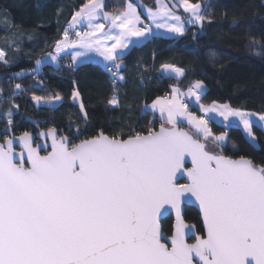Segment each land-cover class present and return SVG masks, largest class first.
<instances>
[{
    "label": "snow or ice",
    "instance_id": "1",
    "mask_svg": "<svg viewBox=\"0 0 264 264\" xmlns=\"http://www.w3.org/2000/svg\"><path fill=\"white\" fill-rule=\"evenodd\" d=\"M179 8L189 15L190 24L211 22L202 5L190 0H174L171 6L157 0L155 10L145 7L150 24L144 23L131 0L118 14L106 10L105 0H87L71 16L55 51L81 49L72 55L73 64L96 53L107 62L115 85L125 79L122 60L133 38L146 40L153 26L185 34ZM70 30L77 39H69ZM0 62L8 64L2 50ZM162 73L168 78L184 75L171 64L162 65ZM15 88L21 90V85ZM203 90L197 81L183 95L199 103ZM180 95V89L173 88L171 97H158L146 106L159 113V130L130 129L112 135L100 130L79 143L57 135L55 129L39 133L45 137L41 145H34L28 132L17 141L10 135L9 110L0 142V264H264V161L257 164L244 156L224 155L228 133L214 134L208 120L189 112ZM32 99L40 104L63 97ZM72 100L87 122L78 89ZM107 103L120 107L115 93ZM200 107L224 121L239 118L250 145L259 149L253 127L264 131V113L227 104ZM182 120L190 131L180 126ZM75 132L79 139L80 129ZM17 142L23 148L19 153L14 148ZM186 157L190 168L185 166ZM178 174L189 182L178 183ZM192 198L205 230L195 243L188 242L192 230L181 208ZM169 208L175 210L176 225L173 234L164 237L160 219Z\"/></svg>",
    "mask_w": 264,
    "mask_h": 264
},
{
    "label": "trees",
    "instance_id": "2",
    "mask_svg": "<svg viewBox=\"0 0 264 264\" xmlns=\"http://www.w3.org/2000/svg\"><path fill=\"white\" fill-rule=\"evenodd\" d=\"M86 2L0 0V50L8 61L7 65L0 62V142L8 127L9 110L13 113L11 137L55 129L58 135H68L73 143H79L100 130L109 135L127 134L130 129L142 133L150 127L159 130V116L145 106L169 96L173 88L184 93L197 81L204 85L200 97L204 104H228L242 111L264 113V0H190L204 6L211 22L206 19L202 26L188 27L178 38L153 37L133 47L123 59L125 79L116 85L108 72L92 63L73 66L67 57L58 66L44 62L55 53V44L63 39L71 16ZM141 2L154 8L157 0ZM125 3L112 0V11L118 13ZM179 13H183L181 9ZM49 25L55 27L53 34L43 29ZM164 64L181 68L184 75L168 78L161 73ZM77 89L88 113L87 122L72 100ZM114 93L120 99L116 109L107 103ZM56 94L63 97L58 107H37L32 99ZM209 126L214 134L228 133L224 155L234 159L244 156L257 164L264 161V131L259 127H253L259 143L255 149L240 126L226 128L214 121ZM77 128L82 133L79 139ZM184 219L203 235L201 217L195 209L185 208ZM172 228V217L162 222L165 235L171 236Z\"/></svg>",
    "mask_w": 264,
    "mask_h": 264
},
{
    "label": "crops",
    "instance_id": "3",
    "mask_svg": "<svg viewBox=\"0 0 264 264\" xmlns=\"http://www.w3.org/2000/svg\"><path fill=\"white\" fill-rule=\"evenodd\" d=\"M111 1H112V0H105L106 10H107V11H112V9H111V5H110V2H111ZM131 2L137 6L138 10H140L141 18L144 20L145 24H150L151 22H150V20H149L148 17H147V12L144 11V8H145V7H149V6L143 4V3L141 2V0H131ZM164 2L168 3L166 0H164ZM156 5H157V2H156ZM203 7H204V6L202 5V8H203ZM149 8H150V7H149ZM152 9L155 10L156 7L152 8ZM180 9H181L182 12H183V9H182V8H180ZM114 13H115V12H114ZM115 14H118V13H115ZM182 19H183L184 22H185V29H186V30L188 29V27H191V26H199V25H200V24H190V23H188L189 15H188V19L185 20L183 17H182ZM43 29H44L48 34H53V33L55 32V27L52 26V25L46 26V27H44ZM186 30H185V32H186ZM105 31H107V25H106ZM153 37L178 38V37H181V36H179V35H177V34H175V33H169V32H167V31L164 30V29H159V30H157V29H155V27L153 26V34L150 35L146 40L143 39V38H141L140 40H137L136 38H133V44H131V45L129 46V48L126 49V50L124 51L123 59H124L125 55H126V54H127V53H128L133 47L143 45V44L147 43L149 40H151ZM69 39H70V40H73V32H72L71 30H70V32H69ZM80 50H81V49H71V48H69V49H65L64 51H62V52L59 53V54H57L56 51H55V53H54L53 55H51V56H57V60L53 61V60L51 59V56H48V57L46 58V60H44V62H45V63H50V64H52L53 66H58V65L60 64L61 59L64 58V57H67V58H69V59L71 60V64H72L73 66H78V65L83 64V63H92L95 67H97V68L103 70L104 72H107V62H105V61L103 60L102 57H100L99 55H97V54L94 53V52L89 53V55H88L87 57H84V58H82L80 61H77L75 64H73L71 57H72V55L75 54L76 51H80ZM124 68H125V64H124V60H122V69H124ZM161 73H162V69H161ZM162 74H163V73H162ZM163 75H165V74H163ZM165 76H166V75H165ZM181 77H182V76L175 77V78H181ZM198 91H199V90H198ZM204 91H205V89L203 90V93H204ZM171 94H172V93H171ZM171 94H170L169 96H166V97H171ZM182 95H183V93L181 92L180 97H181ZM201 96H202V95H201ZM201 96H200V97H201ZM180 99H181V98H180ZM189 100H190V107H188V109H191V110L196 109V104H197V102H196V100H195V97H190ZM150 105H151V104L146 105V106H150ZM188 105H189V104H188ZM146 106H145V109H146L147 111L153 112V113H155V114H157V115L159 116V113H158V112H154L152 109H150V107H146ZM159 119H160V116H159ZM184 125L190 128V126L187 124V122L182 120V122H181V126H184Z\"/></svg>",
    "mask_w": 264,
    "mask_h": 264
},
{
    "label": "water",
    "instance_id": "4",
    "mask_svg": "<svg viewBox=\"0 0 264 264\" xmlns=\"http://www.w3.org/2000/svg\"><path fill=\"white\" fill-rule=\"evenodd\" d=\"M169 6L172 5V3H174V0H167ZM180 12V8L177 10V13ZM181 126V125H180ZM165 127H168V126H165ZM182 127V126H181ZM184 128V127H183ZM185 131H188L186 128H184ZM45 133L48 132V131H44ZM57 133V132H56ZM58 135V133H57ZM22 136V135H20ZM20 136H12V138H14L15 140L18 141L19 137ZM32 138H33V143L34 145H41L45 142V137L43 136H40L39 134L37 135H32ZM47 144L50 145L51 144V138L49 137L48 140H47ZM14 148H15V151L17 153L21 152L23 150L22 146L17 142L14 144ZM43 152V151H42ZM41 152V154L43 155V153ZM185 166L187 168H190L191 167V160H190V157H186L185 159ZM177 182L178 183H188V179L186 177V175H181V174H178V177H177ZM182 208V215H183V219H184V214H185V208H193L195 209L200 217H201V223H202V228H203V235H200L198 234L197 232V228L194 226V225H189L185 219H184V222L185 224L188 226V228H190L192 230L191 233H189V236H188V242L189 243H195V238L197 236H200V237H203L205 235V230H204V225H203V222H202V214H201V211H200V208H199V205L198 203L194 200V198L190 199V200H186L185 203L181 206ZM169 217H172L173 218V228H172V234L174 232V229H175V225H176V214H175V210L173 209H168L167 213L164 214L161 219H160V226H161V231H162V234L164 237H170V236H167L163 233V229H162V222L164 220H166L167 218ZM171 234V235H172ZM191 240H193V242H190ZM165 242H168L170 244V241H165Z\"/></svg>",
    "mask_w": 264,
    "mask_h": 264
},
{
    "label": "rangeland",
    "instance_id": "5",
    "mask_svg": "<svg viewBox=\"0 0 264 264\" xmlns=\"http://www.w3.org/2000/svg\"><path fill=\"white\" fill-rule=\"evenodd\" d=\"M183 9V8H182ZM178 15H180L181 17H183L185 20L186 19H188V18H186V15H188L187 13H185L184 11H183V13L181 14V13H177ZM187 92V91H186ZM186 92H184V93H186ZM181 101L182 102H185L186 101V103L187 104H189V106H190V97H186V96H184V95H182L181 97ZM62 100L61 101H59V102H54V103H45L44 101H41L40 102V104H37V102L35 101V104H36V106L37 107H42V106H44V107H58V106H60L61 104H62ZM74 102V101H73ZM76 103V102H75ZM78 104V103H77ZM213 104H217V105H224V104H219V103H210V104H204V103H202V102H200V100H199V103H197L196 104V109H194V110H191V109H188V111L189 112H191L193 115H195V116H197V117H206V118H209L211 121H214V122H216V123H218L219 125H222V126H224V127H226V128H229V127H231V126H233V125H238V126H240L242 129H243V126H242V124L240 123V121H239V118H236V117H231V118H229V121H224L223 120V118L222 117H220L217 113H204L202 110H201V107H200V105H203L204 107H210V106H212ZM228 105V104H227ZM247 112V111H246ZM253 119H256L255 117L253 118ZM208 125H209V123H208ZM210 127V126H209ZM243 131H244V129H243ZM213 132V131H212ZM244 134H245V136H246V138H247V134H246V132L244 131ZM248 139V138H247ZM219 150V149H218Z\"/></svg>",
    "mask_w": 264,
    "mask_h": 264
},
{
    "label": "built area",
    "instance_id": "6",
    "mask_svg": "<svg viewBox=\"0 0 264 264\" xmlns=\"http://www.w3.org/2000/svg\"><path fill=\"white\" fill-rule=\"evenodd\" d=\"M145 23V22H144ZM75 39H77V37L73 34V40H75ZM108 72V71H107ZM109 73V72H108ZM110 75H111V73H109ZM113 82V81H112ZM118 83V82H117ZM116 83V84H117ZM115 84V85H116ZM184 103H186V101L184 102ZM202 118H205V119H207L208 120V123H210L211 122V120L209 119V118H206V117H202Z\"/></svg>",
    "mask_w": 264,
    "mask_h": 264
},
{
    "label": "flooded vegetation",
    "instance_id": "7",
    "mask_svg": "<svg viewBox=\"0 0 264 264\" xmlns=\"http://www.w3.org/2000/svg\"><path fill=\"white\" fill-rule=\"evenodd\" d=\"M43 154H46L45 152H42Z\"/></svg>",
    "mask_w": 264,
    "mask_h": 264
}]
</instances>
